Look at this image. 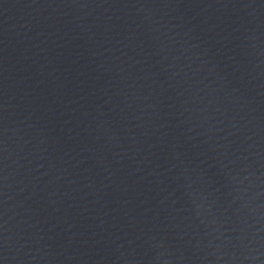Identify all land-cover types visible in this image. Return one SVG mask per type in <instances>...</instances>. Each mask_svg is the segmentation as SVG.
Wrapping results in <instances>:
<instances>
[{
    "label": "water",
    "instance_id": "obj_1",
    "mask_svg": "<svg viewBox=\"0 0 264 264\" xmlns=\"http://www.w3.org/2000/svg\"><path fill=\"white\" fill-rule=\"evenodd\" d=\"M0 264H264V0H0Z\"/></svg>",
    "mask_w": 264,
    "mask_h": 264
}]
</instances>
